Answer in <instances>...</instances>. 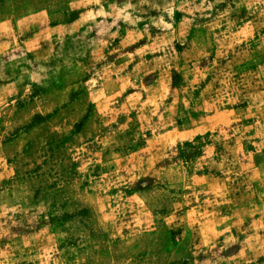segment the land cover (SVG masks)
I'll return each mask as SVG.
<instances>
[{
    "label": "rangeland",
    "instance_id": "374dc122",
    "mask_svg": "<svg viewBox=\"0 0 264 264\" xmlns=\"http://www.w3.org/2000/svg\"><path fill=\"white\" fill-rule=\"evenodd\" d=\"M0 264H264V0H0Z\"/></svg>",
    "mask_w": 264,
    "mask_h": 264
}]
</instances>
